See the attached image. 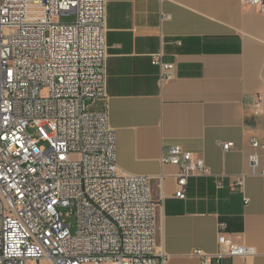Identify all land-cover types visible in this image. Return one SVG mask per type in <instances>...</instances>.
Instances as JSON below:
<instances>
[{
    "label": "built area",
    "instance_id": "obj_1",
    "mask_svg": "<svg viewBox=\"0 0 264 264\" xmlns=\"http://www.w3.org/2000/svg\"><path fill=\"white\" fill-rule=\"evenodd\" d=\"M243 2L264 14V0ZM106 32L107 0H0V264H162L152 178L119 169L109 114L90 105L106 97ZM153 63L162 83L174 77L161 52ZM251 146V174L264 177V143ZM163 162L180 169V200L210 173L181 146ZM219 231L216 253L196 250L202 264L258 255Z\"/></svg>",
    "mask_w": 264,
    "mask_h": 264
},
{
    "label": "crops",
    "instance_id": "obj_2",
    "mask_svg": "<svg viewBox=\"0 0 264 264\" xmlns=\"http://www.w3.org/2000/svg\"><path fill=\"white\" fill-rule=\"evenodd\" d=\"M106 42V97L90 105L109 114L119 169L152 178L162 264H202L195 252H217L221 223L258 252L224 264H264V177L248 164L252 141L264 143V14L243 0H107ZM160 52L175 65L165 83ZM172 146L210 172L189 179L185 200L179 167L163 162Z\"/></svg>",
    "mask_w": 264,
    "mask_h": 264
},
{
    "label": "rangeland",
    "instance_id": "obj_3",
    "mask_svg": "<svg viewBox=\"0 0 264 264\" xmlns=\"http://www.w3.org/2000/svg\"><path fill=\"white\" fill-rule=\"evenodd\" d=\"M74 19V15H70V16H68V15H63V16H61V17H58V18H56V21H60V22H67V21H72ZM29 131H30V133H35V130H33V129H29ZM44 145H48V144H46V143H44ZM72 223H75V218H71V220H70ZM74 232H75V230H74Z\"/></svg>",
    "mask_w": 264,
    "mask_h": 264
}]
</instances>
